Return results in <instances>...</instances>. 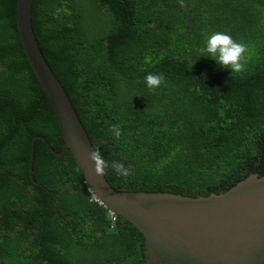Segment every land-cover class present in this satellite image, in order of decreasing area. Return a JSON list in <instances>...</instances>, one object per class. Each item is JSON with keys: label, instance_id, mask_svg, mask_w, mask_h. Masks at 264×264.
Here are the masks:
<instances>
[{"label": "trees", "instance_id": "1", "mask_svg": "<svg viewBox=\"0 0 264 264\" xmlns=\"http://www.w3.org/2000/svg\"><path fill=\"white\" fill-rule=\"evenodd\" d=\"M0 0V264H143L140 231L97 202ZM34 0L33 30L94 148L131 166L112 187L192 197L264 176V0ZM247 45L231 73L199 49ZM163 74L154 91L144 77ZM122 130L117 141L110 127ZM35 142L33 178L30 162ZM52 148V149H51Z\"/></svg>", "mask_w": 264, "mask_h": 264}, {"label": "water", "instance_id": "2", "mask_svg": "<svg viewBox=\"0 0 264 264\" xmlns=\"http://www.w3.org/2000/svg\"><path fill=\"white\" fill-rule=\"evenodd\" d=\"M34 0H18L17 24L25 52L47 93L64 139L93 198L134 225L145 240L143 264H264V176L251 174L226 192L192 197L170 192H125L96 176L94 148L64 86L47 62L32 25ZM34 139L30 162L35 159ZM48 143V142H47Z\"/></svg>", "mask_w": 264, "mask_h": 264}, {"label": "clouds", "instance_id": "3", "mask_svg": "<svg viewBox=\"0 0 264 264\" xmlns=\"http://www.w3.org/2000/svg\"><path fill=\"white\" fill-rule=\"evenodd\" d=\"M181 7H184V0H178ZM247 45L237 42L233 37L225 32H214L204 39V45L199 49L201 56L211 58L222 68L231 70V73H242L246 70L245 54ZM165 81L163 74L149 73L144 77L147 88L151 91L159 88ZM110 131L115 140H119L122 135L121 128L113 124ZM88 159L93 165V171L96 176H104L106 170L111 169L117 178H127L132 175L131 166L126 167L124 163L117 160L108 161L104 158L99 148H93Z\"/></svg>", "mask_w": 264, "mask_h": 264}, {"label": "built area", "instance_id": "4", "mask_svg": "<svg viewBox=\"0 0 264 264\" xmlns=\"http://www.w3.org/2000/svg\"><path fill=\"white\" fill-rule=\"evenodd\" d=\"M111 215H112V220L115 221L116 220L115 213L111 212Z\"/></svg>", "mask_w": 264, "mask_h": 264}]
</instances>
